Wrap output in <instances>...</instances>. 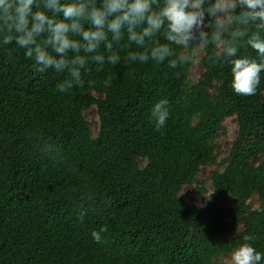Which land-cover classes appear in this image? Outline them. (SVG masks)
<instances>
[{"label": "trees", "instance_id": "1", "mask_svg": "<svg viewBox=\"0 0 264 264\" xmlns=\"http://www.w3.org/2000/svg\"><path fill=\"white\" fill-rule=\"evenodd\" d=\"M247 39L234 58L259 61ZM113 50L119 64L97 71L90 62L84 86L61 93L66 74L38 72L24 49L0 43V264H216L243 243L264 253V72L256 94L243 96L231 65L209 59L212 46L199 50L198 79L197 63H126L143 50L126 33ZM162 99L170 116L157 131L151 113ZM229 119L237 135L226 151ZM205 167L214 169L207 180ZM195 183L189 201L183 190Z\"/></svg>", "mask_w": 264, "mask_h": 264}, {"label": "clouds", "instance_id": "2", "mask_svg": "<svg viewBox=\"0 0 264 264\" xmlns=\"http://www.w3.org/2000/svg\"><path fill=\"white\" fill-rule=\"evenodd\" d=\"M237 6L241 8L239 14ZM208 18L212 22L206 24ZM253 25L264 29V0H163L162 4L160 0H0V43L14 42L24 49L38 72L52 69L66 74L56 86L61 93L84 86L82 70L90 62L98 65L97 71L105 63L119 64L121 56L113 49L126 33L129 44L143 49L129 51L124 57L126 63L168 60L170 68H177L198 63L199 50L212 46L209 59L231 65L233 91L237 95H255L264 72V36L259 32L249 35ZM161 33L166 43L155 39ZM245 37L246 45L258 53L259 61L234 58L240 47L237 41ZM193 41L198 43L193 46ZM101 45L107 56L99 52ZM173 45L193 51L178 55ZM11 57L9 50L8 59ZM151 115L160 131L170 116L169 101L156 103ZM107 231L106 225L93 231V240L101 243V233ZM252 239L244 237L245 241ZM262 260L264 253L243 243L232 252L229 264H261Z\"/></svg>", "mask_w": 264, "mask_h": 264}, {"label": "rangeland", "instance_id": "3", "mask_svg": "<svg viewBox=\"0 0 264 264\" xmlns=\"http://www.w3.org/2000/svg\"><path fill=\"white\" fill-rule=\"evenodd\" d=\"M203 69L201 66V63L198 62L196 64V66L194 67L193 70V77L195 79H198L200 77V75L202 74ZM86 117L87 119L92 123V125L94 126V128H97L99 125V121H98V116L96 114V110L95 108L90 109L89 111H87L86 113ZM226 126L228 128V137L223 141V148L227 151L231 148L233 141L237 135V123L235 119H229L226 122ZM212 168H208L205 167L202 169L200 177L203 180H207L210 178V176L213 173ZM200 186L199 183H195L193 185H189L186 186L183 190V197L189 201H195L196 199V195H197V187ZM205 188L207 189L208 193H206V197L209 195V193H211V186L209 183H207L205 185ZM205 201L204 198L199 199L197 202H199V204H203ZM230 257L231 256H226V257H222L216 264H229L230 261Z\"/></svg>", "mask_w": 264, "mask_h": 264}]
</instances>
